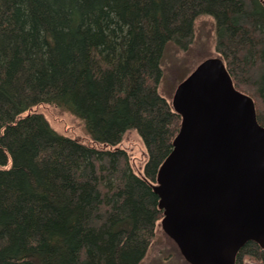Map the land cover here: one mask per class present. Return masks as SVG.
<instances>
[{"label": "trees", "instance_id": "obj_1", "mask_svg": "<svg viewBox=\"0 0 264 264\" xmlns=\"http://www.w3.org/2000/svg\"><path fill=\"white\" fill-rule=\"evenodd\" d=\"M202 13L264 125V0H0V264L142 261L182 121L159 90L161 61L170 41L188 49ZM47 104L89 139L53 127ZM237 264H264V248L247 242Z\"/></svg>", "mask_w": 264, "mask_h": 264}, {"label": "water", "instance_id": "obj_2", "mask_svg": "<svg viewBox=\"0 0 264 264\" xmlns=\"http://www.w3.org/2000/svg\"><path fill=\"white\" fill-rule=\"evenodd\" d=\"M181 115L154 191L161 227L190 264H237L249 241L264 248V125L220 56L203 59L176 87Z\"/></svg>", "mask_w": 264, "mask_h": 264}, {"label": "rangeland", "instance_id": "obj_3", "mask_svg": "<svg viewBox=\"0 0 264 264\" xmlns=\"http://www.w3.org/2000/svg\"><path fill=\"white\" fill-rule=\"evenodd\" d=\"M193 29V41L189 44L188 49L179 48L173 41L168 42L165 47L161 61L163 76L159 82V90L165 97L172 99L178 84L203 59L218 55L216 50L217 33L215 17L207 13L198 15L194 21ZM39 109L58 131L71 137L78 136L89 139L84 122L80 118L51 104L41 106ZM126 144L135 151L136 155H141V141L136 133L126 140ZM247 260L249 259L247 258ZM139 264L190 263L184 258L175 241L161 227L145 257Z\"/></svg>", "mask_w": 264, "mask_h": 264}]
</instances>
